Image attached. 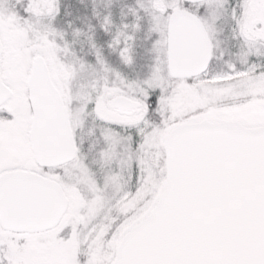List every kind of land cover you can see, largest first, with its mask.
<instances>
[{
  "label": "snow or ice",
  "instance_id": "6c2138e0",
  "mask_svg": "<svg viewBox=\"0 0 264 264\" xmlns=\"http://www.w3.org/2000/svg\"><path fill=\"white\" fill-rule=\"evenodd\" d=\"M249 3L137 4L157 54L91 101L117 117L100 120L115 133L104 147L116 150L101 177L81 157L83 141L75 155L61 149L41 100L47 81L32 44L52 39L64 0H0V264H264V20L244 28ZM213 13L227 24L226 52ZM134 41L117 42L126 67ZM177 94L186 102L173 111L165 101ZM126 115L139 118L118 119Z\"/></svg>",
  "mask_w": 264,
  "mask_h": 264
},
{
  "label": "rangeland",
  "instance_id": "374dc122",
  "mask_svg": "<svg viewBox=\"0 0 264 264\" xmlns=\"http://www.w3.org/2000/svg\"><path fill=\"white\" fill-rule=\"evenodd\" d=\"M147 2L148 0H64V23L52 24L54 27L63 26L62 30L66 33V41L63 42L66 45L53 38L48 39V36H43L39 43L34 41L32 44L33 48L39 49V56L44 59L50 78L61 96L68 114L75 148L76 141H83L80 155L95 167L101 177H108L111 174L113 169L110 159L116 154V150L111 144L107 148L104 147L100 138H114L115 133L113 129L102 125L100 120L117 117L110 113L104 104L97 102L93 107L91 101L95 98L98 89H103L105 85L111 84L113 89H116L117 85L124 83V78L137 73L142 74L145 66L157 54L148 46L147 36L150 34L147 32L146 19H138L137 4L146 5ZM257 19L264 20V0L259 2L250 0L243 17L244 28L249 32L252 31ZM53 21L57 23L59 17ZM137 24L140 27H137ZM208 25L217 33L221 42L220 49L226 52L229 48L226 22L217 21L216 14L213 13L208 18ZM129 34L135 37L134 62L126 67L118 55L117 42ZM90 41L94 44V51L91 53L93 57L85 55L87 54L84 49L85 43ZM100 43L107 45L108 57L101 54L105 52L102 47L101 53L98 50ZM160 50L162 45L157 52ZM226 59L227 57H221L217 63L223 65ZM115 98L117 97H113ZM165 102L175 111L186 100L181 94H177ZM138 118L135 115L118 117L122 122H130ZM93 130H96L95 135ZM110 130L113 134L108 135ZM120 137L126 140L127 133L122 132ZM125 157L126 153L120 154L121 159ZM120 175L121 183L127 184L126 173L121 172ZM116 190V186H109V195H114Z\"/></svg>",
  "mask_w": 264,
  "mask_h": 264
},
{
  "label": "water",
  "instance_id": "95a60500",
  "mask_svg": "<svg viewBox=\"0 0 264 264\" xmlns=\"http://www.w3.org/2000/svg\"><path fill=\"white\" fill-rule=\"evenodd\" d=\"M192 54H193L192 49L191 47H189L185 53V59L187 60L188 58H190ZM38 58L44 64L45 76L47 81L46 86L42 93L41 100L43 103L46 104L50 114L53 116V118L56 121L60 133L61 149L65 152V154L70 152L72 155H75V144L73 140V135L63 102L60 98L58 91L51 82V79L49 77V72L43 58L40 56ZM118 99H120V97L115 98L114 100H118Z\"/></svg>",
  "mask_w": 264,
  "mask_h": 264
},
{
  "label": "trees",
  "instance_id": "16d2710c",
  "mask_svg": "<svg viewBox=\"0 0 264 264\" xmlns=\"http://www.w3.org/2000/svg\"><path fill=\"white\" fill-rule=\"evenodd\" d=\"M64 13H62L60 16H59V21L57 22V23H55L54 21L52 22L54 25H60V23L62 24V23H64ZM53 24L51 25V27H52V32H51V35H52V38L56 41H58V42H60L62 45H66V43L65 42H63V41H66V39H65V36H66V33L64 32V30H62V27L63 26H53ZM57 27V28H56ZM100 45V47H99V51H100V53L102 52L101 51V47L104 49V53H101L102 55H104V56H106V57H108V55H109V52L107 51V45L106 44H104V43H100L99 44ZM76 48H79L77 45H74ZM91 46H92V48H91ZM107 47V48H106ZM84 49L86 50V52H87V54H85L87 57L89 56V57H93L94 55L93 54H91L93 51H94V44H92V41H90L89 43H85V46H84ZM85 56V57H86ZM100 131H104L103 129L101 130L100 129ZM99 131V132H100ZM109 131V130H108ZM111 132H108L107 134L109 135L110 133H112L113 134V132H112V130H110ZM104 134H106V132H104ZM115 134H113V136H114ZM121 138V137H120ZM122 139V138H121Z\"/></svg>",
  "mask_w": 264,
  "mask_h": 264
}]
</instances>
